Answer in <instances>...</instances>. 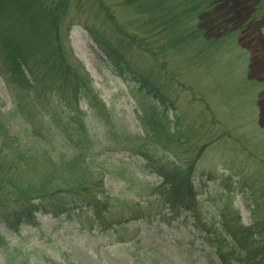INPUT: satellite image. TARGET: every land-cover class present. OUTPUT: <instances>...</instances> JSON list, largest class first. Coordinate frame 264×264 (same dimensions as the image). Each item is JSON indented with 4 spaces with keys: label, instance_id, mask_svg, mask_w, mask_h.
Returning <instances> with one entry per match:
<instances>
[{
    "label": "trees",
    "instance_id": "obj_1",
    "mask_svg": "<svg viewBox=\"0 0 264 264\" xmlns=\"http://www.w3.org/2000/svg\"><path fill=\"white\" fill-rule=\"evenodd\" d=\"M96 2L97 11L113 23L108 9L100 0ZM216 4L217 0H123L125 7L142 17V28L150 29L145 33L166 35L171 50L188 53L198 47L200 54L209 53L218 43L207 33L222 19L205 22ZM71 9V0H0V78L9 99L8 106L0 99V226L9 239L22 235V228L34 229L39 218L47 216L75 222L84 215L103 230L114 227L105 217L120 200L105 187L107 171L100 162L108 159L88 119L101 122L104 128L111 125L90 76L69 47ZM85 29L122 72L123 52L107 44L95 29ZM113 30L123 46L125 32L114 24ZM129 38L131 43L145 44L143 38ZM145 78L137 89L141 133L132 137L125 129L111 126L109 134L115 135L106 133L107 141L118 142L141 159L144 164L136 167L140 174L159 179L152 192L170 215L193 219L204 242L202 256H213L219 264H264V217L245 225L239 210L227 203L214 221L200 219L194 165L206 145L197 150V158H184L189 150L184 128L177 121L172 127L165 94ZM129 205L141 223L151 222V203L123 202ZM259 210L264 214L263 204L260 214ZM7 241L0 233L5 264H65L61 257L58 263L36 249H10ZM135 264L161 263L146 256Z\"/></svg>",
    "mask_w": 264,
    "mask_h": 264
},
{
    "label": "rangeland",
    "instance_id": "obj_2",
    "mask_svg": "<svg viewBox=\"0 0 264 264\" xmlns=\"http://www.w3.org/2000/svg\"><path fill=\"white\" fill-rule=\"evenodd\" d=\"M100 1L113 23L97 11L96 0H71L73 25L67 41L108 110L107 122L132 137L141 133L137 89L148 76L152 88L165 94L172 127L179 122L189 139L184 158H197V150L206 145L194 165L200 219L214 221L227 203L239 210L245 225L263 219L257 211L264 206V0H217L215 15L208 11L205 22L222 19L207 33L218 43L207 54H200L198 47L188 53L171 50L166 35L145 33L150 29L142 28V17L125 7L123 0ZM113 24L126 34L123 46ZM86 27L123 52L122 72L109 62ZM132 35L145 44L131 43ZM0 99L9 105L1 78ZM88 120L105 147L108 160L100 162L107 171L105 187L120 200L105 217L114 227L103 230L84 215L75 222L47 216L39 218L34 229L22 228L16 239H9L0 226L9 240L7 246L36 249L58 263L61 257L65 264H135L146 256L161 264H219L213 256H202L204 242L193 219L186 214L173 217L160 205L158 194L152 192L159 179L136 170L143 161L118 142L107 141L106 133L115 135L109 134L111 126ZM124 201L151 203V222L141 223L133 205L125 207ZM126 219L129 222L123 224ZM114 230L119 233L114 235ZM0 264H5L1 251Z\"/></svg>",
    "mask_w": 264,
    "mask_h": 264
}]
</instances>
